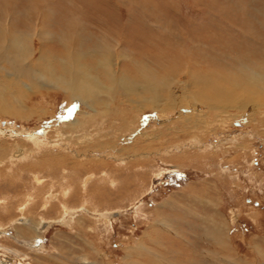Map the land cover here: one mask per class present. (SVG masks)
<instances>
[{
    "label": "rangeland",
    "instance_id": "rangeland-1",
    "mask_svg": "<svg viewBox=\"0 0 264 264\" xmlns=\"http://www.w3.org/2000/svg\"><path fill=\"white\" fill-rule=\"evenodd\" d=\"M21 1L17 9L21 12L29 10V3ZM154 1L161 4L163 11L170 13L176 20H185L192 26L194 24L193 28L190 26V29L199 32V38L206 44L218 46L215 40H222V36H224L226 45L231 47L226 50L227 52L248 55L253 62L261 60L260 65L264 68V28L262 25L254 23L258 40L250 41L251 45H248L244 43L248 40L239 30L225 31L220 17V19H212L208 16L209 11L204 8L199 11L189 5L190 2L200 5L193 0ZM247 1L249 2L248 12L260 16L259 18H264V0ZM50 2L53 4L52 7L48 4V8L56 14L52 19L54 23L60 18H64L63 20L68 18V15L59 14L60 9H75L76 13L85 12L84 16H79L90 25L100 27L98 23L100 21L110 28H119L120 31L123 28L127 36L123 39L124 47L130 46L139 49V43L143 42L146 50H151V55H160L150 43L157 39L158 33L147 26L152 23L148 15H146L149 18L148 22L140 17H135L129 22L128 14L125 11H118L115 7V0H49L48 3ZM257 9L261 12L259 15ZM0 11L2 10L0 9ZM137 13L141 14L140 11ZM233 14L236 24L241 23L242 25V13ZM128 22L132 25L133 30L126 28ZM14 23L15 30L28 31L24 29V25H26L24 20L20 19L18 22L14 20ZM197 24H201L203 29L196 28ZM53 27L49 26L48 31L56 34L58 28L53 31ZM243 28L245 29V26ZM129 32H133L132 35H129ZM22 33L29 36V32ZM227 33L232 39L225 36ZM93 38L92 41H89V38L86 37L81 50L75 55L78 67H83L86 63H89L88 67L91 65L90 59L94 52L90 49H93L97 44L95 43L96 37ZM56 45L61 48L60 58H67L63 53L65 47H59L58 43ZM46 48H53V46L49 43ZM69 48L71 49V47ZM237 48L239 51L233 52ZM33 49H36V44L31 48V51ZM169 51L171 56L177 57L180 54L172 49ZM191 53H194L191 48L185 49V54ZM195 55L198 56V53ZM167 58V54L162 53V61ZM183 59L181 60L184 61ZM230 62L234 66L238 65L235 61ZM134 63H138L137 58L130 60V71L134 70ZM58 65L54 58L44 57L41 62L38 61L37 67L33 71L47 74L55 70L54 68L60 69ZM173 67L172 62L164 61L163 67L153 66V72L163 76L170 73ZM248 69L252 71V66H249ZM241 70L245 71L244 68ZM180 79L185 82L187 78L183 76ZM262 84L264 86V83ZM58 91L60 89L43 90L42 88L33 91L34 93L28 96L24 102L29 107L35 105L37 113L35 112L29 122L20 121L21 125L30 126V130L39 127L35 133H38V136H43L45 131L61 130L63 126L71 123L83 109V103L79 99L67 101L64 92L61 90L58 93ZM191 92H194V89ZM193 97L194 95L192 97L185 95L179 98L177 101L180 106L191 104L187 108L173 113V117L170 118L166 117L169 116L166 112L161 114L148 110L141 116L135 132L128 135L126 141L121 143L123 146L132 145L138 136L144 134L133 146V148L135 147L133 152L147 150L150 145L149 148H154L157 153L162 151L168 153V155L162 156L185 154V158H161L162 156L157 153H155L156 155L150 154L151 158L146 161L148 165L143 170H146V177L142 179L143 181L140 179L132 181V186L130 185L131 187L127 191L125 189L127 182L125 172L129 177L133 173L124 169L115 177L116 184L109 185L110 189L107 190V193L111 194L112 198L100 199L93 195L99 185L109 183L110 179L105 176L103 181L99 180L96 176L92 177L93 173L89 174V170L81 173L82 176L78 178L81 185L85 186L82 190L86 193L83 201L80 196H75L76 189L71 182L74 180L71 178V173L70 176L65 171L54 177L45 175L46 178L42 180L39 188L43 191L44 204H47L48 207L35 210L32 214L26 212L25 216L29 220L36 224L41 220L55 221L62 216L63 206H66L70 211L84 207L91 212V215L83 218L81 227L74 223L53 224L48 233L46 232L47 234L44 235V239L36 244L37 249L41 248L42 243L45 246V249L41 251L45 258L34 255L29 248L18 243L7 244L3 239L1 244L3 243L6 249H12V252L16 251L15 256L19 255L26 260V264H73L76 262L72 260L74 257L88 258L85 260V264H264V123L262 128H256L255 123L250 126L248 123L252 108L245 110L247 107L245 105L243 107L239 104L234 107L227 105L225 111L215 113L213 118L219 121L214 124L216 125L214 129L208 130L209 126L201 124V129L194 130L192 125L198 121L197 116L204 113L206 108L202 104L193 106L192 103L200 101V98L196 96L194 101ZM260 101L263 104L260 110L264 112V97ZM135 113L133 114L137 116L138 113ZM130 117L132 118V115ZM41 118H43V122L40 121ZM103 118L102 115L100 119ZM174 119L185 125L172 129L170 127L159 128L161 125L171 124ZM188 119L192 121L190 125L187 124L186 120ZM15 125L16 121L0 117V128L8 126L10 128ZM132 126V124H125L122 120L119 121V119L113 125L101 122L93 123L88 126L87 130L94 136L91 139L87 138V141L93 142L99 139L100 143L113 141L116 143L125 138V133L131 131ZM240 129L242 130L238 133ZM10 130L8 129L7 132ZM240 134L242 138L239 139ZM41 140L45 142L43 151L46 148H50L49 150L54 152L65 151L64 155L67 156L75 149V143L69 141L67 131L50 133ZM235 141L245 143L246 147L243 148L242 144L239 147ZM199 143H207L212 146L209 149H200ZM28 145L32 146L30 143ZM116 159L110 157L109 165L116 164ZM27 164L15 166L18 169H22L21 166L26 168L32 166L29 165V162ZM67 164L71 166V164ZM135 173L138 174L136 170ZM23 175H25V179L21 184L7 185L8 189L5 188L10 200L13 196L14 200L19 197L25 199L31 189L35 190L32 174L23 173ZM86 176L90 179L85 180ZM19 191L21 193H17ZM3 194L2 189L0 197ZM52 194L54 197L57 196L55 202L50 199ZM65 194L69 197L63 200L61 197ZM66 200L71 201L65 204ZM14 202L11 204L12 206L0 209V227L7 226L11 220L21 216L18 208L12 209L14 206L18 207L21 202L19 204L18 201ZM39 205L40 203L37 204V206ZM52 205L54 206L52 207ZM8 210L10 211L7 212ZM113 211L115 212L111 216V221L93 214L95 212L100 215ZM5 229L6 238L9 237L13 241L14 227L7 226ZM29 238H33V235L30 234ZM132 247L134 249L142 248V250L134 254L133 257L127 258L126 256L129 255L127 251ZM143 247L153 254L151 255L153 260L148 259L150 254L144 251ZM10 249L6 250V256L9 255L12 258L11 262H17V257L14 258L13 253L10 254ZM61 252L64 253V257H61ZM159 256L163 258H157Z\"/></svg>",
    "mask_w": 264,
    "mask_h": 264
},
{
    "label": "bare ground",
    "instance_id": "bare-ground-1",
    "mask_svg": "<svg viewBox=\"0 0 264 264\" xmlns=\"http://www.w3.org/2000/svg\"><path fill=\"white\" fill-rule=\"evenodd\" d=\"M24 1L30 5L29 10L25 12L17 9L18 4L22 2L21 0L0 1V9L2 10L0 11V117L16 121L14 127L3 128L1 126L3 129L0 128V190L3 189L4 193L0 197V209L12 206L11 204L14 201H18V204L21 202L18 207L14 206L12 208H18L21 216L11 220L7 225L14 227L13 241L9 237L6 238L5 227L7 226L0 227V263L26 264L27 262L18 254V256H15L16 251L12 252V249H6L3 243L1 244L3 239H5L3 240L4 243H18L29 248L34 255L45 258L41 252L45 249V246L42 243L41 248L37 249L36 244L44 239V235L48 233L53 224L74 223L81 227L83 218L91 215V212L84 207L70 211L66 206H63L61 210L62 216L55 221L41 220V222L36 224L29 220L25 216L26 212L32 214L35 210L38 211L40 208L48 207L47 204H44V194L39 188L42 180L46 178L45 175L54 177L65 171L70 176L71 173V178L74 179L71 182L76 189L75 196H80L82 201L86 197V193L82 191L85 186L84 184L83 186L81 185L78 178L82 176L81 173L87 170L90 171H88L89 174L93 173L91 174L92 177L96 176L99 180L103 181L105 176L110 179L109 183L105 185L102 183L93 193L94 196L100 199L112 198L111 194L107 193V190L110 189L109 185H112V183L116 184L115 177L118 173L123 172L124 169L133 173L129 177L128 173L125 172L127 181L125 189L127 191L132 186V181L142 180L146 177V170L143 171L148 165L146 161H149L151 155H154L157 151L154 148H149L150 145L147 150L132 151L135 148L133 146L144 134L138 136L132 145L123 146L121 143L126 141L128 135H132L135 132L141 116L148 110L161 114L166 112L169 115L166 117L170 118L173 117V113L180 111L182 108H187L191 104L180 106L177 101L179 98L185 95L191 97L194 95L193 100H196V96L200 98V101L192 103V105L202 104L206 108V113L198 115V121L192 125L194 130L201 129L202 125L209 126L208 130L214 129L216 127L214 124L219 121L213 118L215 113L225 111L227 105L234 107L238 104L239 106L242 105V107L243 105L247 106L245 110L252 108L248 125L251 126L255 123L256 128H262L264 123V112L260 110L263 106L260 100L264 97V86L262 84L264 83V68L260 65L262 61L253 62L248 55H238L234 52L239 51L238 48L233 50L234 53L227 52L226 50L228 48L231 49V47L226 45L224 36H222V40H215L218 46L209 45L199 38V32L192 29L194 24L192 26L191 23L185 20H176L170 13L164 12L161 4L154 0H115V7L118 11H125L128 14L129 22L135 17H140L145 22L149 21L148 16L151 18L150 21L152 23L147 26L152 31H156L158 36L157 39L150 41V43L160 53V55H151V50H146V46L142 44L143 42L139 43V49H134L130 46L124 47L125 42L123 39L127 36L123 28L121 31L119 28H110L100 21L98 22L100 27H95L83 21L81 16H79H84L85 12L76 13L75 9L69 10L68 8L60 9L59 11V14L68 15V18L66 20L60 18L54 23L52 19L56 14L48 8V4L52 7V2L48 3L49 0ZM193 1L200 5L192 2L189 5L194 6L199 11L203 8L209 11L208 16L210 18H221L220 22L223 24L225 31L239 30L244 38L248 40L244 41L248 45L251 43L250 41L258 40V33L253 26L254 23L256 22L264 28V18H259L260 16L248 12L249 2L247 0ZM137 11H140L141 14H138ZM256 11L259 12L260 10L257 9ZM236 12L242 13V25L241 23L236 24L233 19V13L236 14ZM20 19L25 21L24 29L28 31L15 30L13 21L18 22ZM129 22L126 24V28L133 30ZM49 26L55 27H53V31L58 28L57 33H50L48 31ZM190 26H192L191 29ZM243 26H245V29ZM196 28L203 29L201 24H197ZM22 32H29V36ZM132 33L129 32L128 34L132 35ZM98 35L99 37H97ZM225 36L232 39L228 33ZM86 37L89 38V41H92V37H94L93 39L96 37V41H93L97 44L93 49H90L94 52L93 57L90 59L91 65L88 67L89 63H86L83 67H78L75 55L81 50L82 43ZM49 43L52 44L53 48H46ZM57 43L60 45L59 47H65L63 53L67 58H60L61 48H58ZM35 44L36 49L31 51ZM242 45L244 46V44ZM186 48H191L194 53L185 54ZM171 49L180 53L179 56H171L169 51ZM164 52L168 57L164 61L172 62L174 67L170 73L159 76L153 72V66L163 67L164 61H162L161 56ZM195 53H198V56ZM44 57L54 58L55 62H58L60 69L54 68L55 70L47 74L33 71L37 67L38 61L41 62ZM133 58H137L138 63H134V70L130 71L129 62ZM230 61H235L238 65L234 66ZM249 66H252V71H249ZM241 68H244L245 71H242ZM183 76L187 78L185 82L180 79ZM41 88L43 90L60 89L66 95L67 101L79 99L84 107L73 121L63 126L61 130L45 131L42 134L43 136H38V133L35 132L39 127H34L30 130V126H27V128L25 125H21L20 121L29 122L33 118L36 106L32 105V107H29L24 100L26 101L27 97L34 93L33 91ZM189 88L191 91L194 89V92H191ZM147 106L149 107L146 108ZM135 112L138 113L137 116L133 114ZM38 115L40 116V114ZM102 115L104 118L100 119ZM131 115L132 118L130 117ZM43 118L40 119L41 122H43ZM118 119L125 124L133 125L131 131L127 130L128 132L125 133L123 140L116 143L114 141V143L104 142L105 144L103 142L100 143L99 139L93 142L87 141V138L91 139L94 136L88 133V126L97 122L113 125ZM186 121L188 125L192 123L190 119ZM183 125L185 124L178 123L174 119L171 124L161 125L159 128L170 127L172 129ZM8 129H11L10 132H7ZM61 131H67L69 141L75 143V149L70 154L68 153L67 156L64 155L65 151L54 152L50 151V148H46L43 151L45 142L41 139L50 133ZM29 143L32 146L28 145ZM235 143L239 147L241 144L244 146L243 148L246 147L245 143L237 141ZM210 146L212 145L207 143L198 144L200 149H209ZM164 153L167 152L162 151L157 154L160 156L168 155V153ZM184 155L162 156L161 158H185ZM110 157L117 158V163L109 165L108 159ZM28 162L29 165H32L30 168L24 166H21L23 167L22 169L17 168L18 165L27 164ZM67 163L71 164V166ZM135 170L138 174L135 173ZM23 173L32 174V180L33 183L35 182L36 188L34 191L31 189L30 194L25 199L19 197L14 200L13 196L12 200H10L11 198L8 197L5 188H7V185L21 184L25 179ZM87 176L85 180L90 179ZM37 183L39 184L37 185ZM56 197L52 194L50 196L51 201L55 202L57 200ZM66 197L69 196L65 194L61 198L64 200ZM11 201L13 202L11 203ZM70 201L66 200L65 204ZM38 203H40L39 206H37ZM114 212L100 215L93 212V214L96 217L99 216L102 219L111 221V216ZM30 234L33 235L31 239L29 238ZM9 249L10 254L13 253V257H17V262H11L12 258L9 255L6 256ZM140 250L142 248L134 249L132 247L128 249L129 255L126 257H133ZM144 251L150 254L148 259L153 260L151 256L153 254L146 248H144ZM98 253L100 254V252ZM61 254V257H64V253L61 252ZM157 258L163 257L159 256ZM87 259L84 257L72 258V260L76 261L73 264H85Z\"/></svg>",
    "mask_w": 264,
    "mask_h": 264
},
{
    "label": "crops",
    "instance_id": "crops-1",
    "mask_svg": "<svg viewBox=\"0 0 264 264\" xmlns=\"http://www.w3.org/2000/svg\"><path fill=\"white\" fill-rule=\"evenodd\" d=\"M9 235H12V234H9Z\"/></svg>",
    "mask_w": 264,
    "mask_h": 264
}]
</instances>
